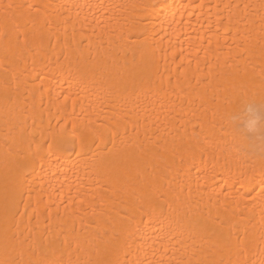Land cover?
I'll use <instances>...</instances> for the list:
<instances>
[{"label": "bare ground", "instance_id": "obj_1", "mask_svg": "<svg viewBox=\"0 0 264 264\" xmlns=\"http://www.w3.org/2000/svg\"><path fill=\"white\" fill-rule=\"evenodd\" d=\"M0 264H264V0H0Z\"/></svg>", "mask_w": 264, "mask_h": 264}]
</instances>
